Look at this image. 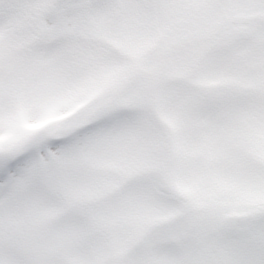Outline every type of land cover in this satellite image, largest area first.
<instances>
[{"label":"snow or ice","instance_id":"6c2138e0","mask_svg":"<svg viewBox=\"0 0 264 264\" xmlns=\"http://www.w3.org/2000/svg\"><path fill=\"white\" fill-rule=\"evenodd\" d=\"M0 264H264V0H0Z\"/></svg>","mask_w":264,"mask_h":264}]
</instances>
